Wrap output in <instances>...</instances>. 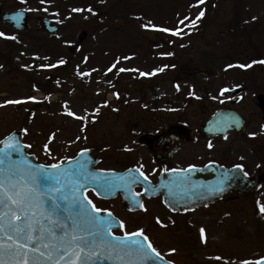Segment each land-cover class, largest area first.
Here are the masks:
<instances>
[{
  "label": "rangeland",
  "instance_id": "1",
  "mask_svg": "<svg viewBox=\"0 0 264 264\" xmlns=\"http://www.w3.org/2000/svg\"><path fill=\"white\" fill-rule=\"evenodd\" d=\"M195 1L45 0L41 4L40 0H27L26 3L0 0L3 11L21 5L29 13V26L22 33L14 32L0 21V31L17 37L15 40L0 37V65L3 66L0 67L1 136L14 128H27L25 141L32 145L31 151L41 162H57L84 146H91L104 157L100 166L114 167L116 161L125 156L119 152L127 136L121 126L125 114L170 111V107H177L171 111L203 112L204 95L218 99V89L221 87L222 90L236 79L237 73L229 72L232 68L225 69L223 65L247 64L253 58L259 60L258 63L264 61V0H213L205 16L192 25L193 18L204 11L203 7L190 5ZM89 6L93 12L87 11ZM44 8L48 11L45 12ZM72 8L85 11L75 14L71 12ZM49 11L58 17L53 19L60 25V33L55 37L40 30L38 18L48 15ZM185 17L189 18L184 20L187 35L182 32L177 36L141 27L150 20L160 27L184 30L179 21ZM82 31L88 33L86 42L78 53H69L68 45L77 42ZM38 41L45 42L51 49H58L57 55L66 59L71 57L70 69L58 72L62 75L58 81H49L48 75L57 71L52 67L41 68L40 65L46 61L41 55L33 56L41 53H32L34 50L30 49V45ZM155 42H159L158 45ZM53 53L51 61L57 58L56 52ZM88 55L89 64L101 69L119 58L118 65H130L124 69L151 73L166 64L168 70L172 67L173 70H165L162 75L154 74L153 78L130 71L120 74L119 81L104 77L99 70L81 80L75 67ZM84 63L81 68L88 69V64ZM186 65H190L186 71L190 75L179 80L182 93L177 94L172 76ZM206 67L211 71H204ZM150 83L155 85L154 90L149 87ZM192 92L194 96L190 95ZM114 93H119V97ZM32 96L37 97V101L26 99ZM6 100L24 102L4 105ZM97 108L98 113L94 111ZM68 109L77 116L87 115V121L67 115ZM256 110L253 104L246 102V112ZM53 133L55 136L49 143L52 155L49 156L43 145L49 142ZM244 218L247 217H241V220ZM218 234L210 233L204 242V259H210L214 245L222 242ZM241 234L244 239L239 241L238 238L240 245L233 246L234 242L230 241L231 246L226 248V253L242 254L254 250L264 253L263 230L242 231Z\"/></svg>",
  "mask_w": 264,
  "mask_h": 264
},
{
  "label": "flooded vegetation",
  "instance_id": "2",
  "mask_svg": "<svg viewBox=\"0 0 264 264\" xmlns=\"http://www.w3.org/2000/svg\"><path fill=\"white\" fill-rule=\"evenodd\" d=\"M257 67L253 65V70L241 74L245 80L238 81V100L230 94L231 88L217 102L204 95V111L200 113L125 114L121 126L127 136L119 151L125 156L106 169H140L143 165L140 171L148 180L139 177L130 192L123 187L113 198L88 191L98 207L110 209L125 221L128 231L143 228L165 260L174 264H242L264 257L260 250L225 252L230 241L233 246L240 245L237 241L244 239L242 231H264V213L260 212V205H264V114L258 107L264 101V70ZM246 102L257 110L246 112ZM217 110L222 111L215 121L220 134L209 135L204 126ZM136 193L141 194L136 199L143 201L147 212L132 199ZM201 228L205 230L203 237ZM112 231L123 235L120 228ZM213 232L220 233L222 242L214 245L210 259H204V242ZM154 264H163V260Z\"/></svg>",
  "mask_w": 264,
  "mask_h": 264
},
{
  "label": "snow or ice",
  "instance_id": "3",
  "mask_svg": "<svg viewBox=\"0 0 264 264\" xmlns=\"http://www.w3.org/2000/svg\"><path fill=\"white\" fill-rule=\"evenodd\" d=\"M22 2L26 3L27 0H22ZM40 2L43 4L45 0H40ZM203 2L204 0H197L198 4ZM31 10L29 9V11ZM43 10L48 11L47 8ZM83 11L85 9H71L73 13ZM87 11L93 12L91 6L87 8ZM204 14V11L201 10L196 18L191 21V24L194 25ZM56 15L58 16L59 13ZM15 19L19 22V16ZM188 19V17L184 18V20ZM184 20L179 21V23L184 24ZM141 27L156 29L177 36L183 32L181 28L160 27L150 20L142 24ZM0 37L17 39L16 36H8L2 31H0ZM128 58L124 57V59ZM65 63V60L60 59L56 64L40 65V67H56ZM118 63L119 58L106 70V73L116 68ZM252 63L255 64L257 61ZM260 63H264V61H260ZM251 66V64L239 65L240 68ZM0 67L3 66L0 65ZM232 67L234 65L227 66V68ZM162 70L154 69L152 73H144L139 72V69H118L119 72L137 71L140 76L154 75L157 71ZM94 71L97 69H91L88 73L78 71L77 74L81 77L90 76L91 72ZM179 87L177 84V90ZM224 91L226 89H222L221 94ZM114 95L119 97V93H114ZM190 95L194 96L195 93L192 92ZM26 99L37 101V97L34 96ZM22 102L24 101L6 100L3 104H21ZM94 111L98 113L99 108ZM85 113H87V109H85ZM66 114L82 121L88 119L87 115L77 116L71 109H68ZM22 132L27 134L28 129L24 128ZM250 135L255 136L256 133H250ZM54 136L55 133L49 137V142L43 145L46 154L49 156L52 155L49 143ZM24 147L15 134L0 139V264H96V261L105 259L117 261L119 264H147L149 261L154 264L155 261L161 259L163 264H174L171 260L163 259L164 254L154 246L143 228L128 231L125 221L118 220L117 223L119 228L123 230V235H116L112 231L113 220H106L104 215H101L104 213L111 218L113 217L112 211L98 207L89 198L86 191L80 193V189L89 181L96 182L105 189L125 187L130 192L132 184L136 183L139 177H143L145 181L148 180V176L140 171L143 165L140 166V169H136L139 176H133V170L129 169L128 174L132 178L126 180L124 177H120L122 183L114 184L110 177L99 174L112 170L100 169L94 174L89 172L86 164L80 161H76L72 169L64 167V158L53 164L34 165L24 157ZM27 147L31 148L32 145L29 144ZM208 147L212 148L213 145L209 143ZM87 151L89 149H82L81 155ZM14 154L20 155L21 159H13ZM67 159L76 160L75 157ZM235 167L242 168L243 166L236 165ZM172 171L186 172L187 170L174 169ZM219 190L222 191L223 189ZM92 191L96 196L102 197V193L96 188H93ZM147 191L148 189H145V192ZM140 195V193H136L132 199L140 209L147 212L148 209L143 201L136 199ZM61 202L66 203L62 205ZM71 205L76 206V213L65 215L66 207ZM175 210L173 208V211ZM260 212L264 213V205H260ZM157 222L160 223L158 217ZM200 232L203 237L205 230L201 228ZM170 252H175V249H170ZM216 259H220V257H216ZM242 264H264V257H260L255 262L243 261Z\"/></svg>",
  "mask_w": 264,
  "mask_h": 264
},
{
  "label": "water",
  "instance_id": "4",
  "mask_svg": "<svg viewBox=\"0 0 264 264\" xmlns=\"http://www.w3.org/2000/svg\"><path fill=\"white\" fill-rule=\"evenodd\" d=\"M17 16H19V22H17V20L15 19ZM27 14L25 11L23 10H18V11H15V12H7L3 15V21L5 23H11L15 28L21 30V29H24L26 26H27ZM43 23H42V27L43 29H46V30H49L53 33H56L57 32V27L56 26H53L52 25V21H49L45 18L42 19ZM85 37V35L83 36V38ZM82 38V39H83ZM78 48V46L76 45H73L70 47L71 50L75 51L76 49ZM12 134H15L16 138L20 141V143L22 144V136H21V132H14ZM24 145V144H22ZM24 157L27 158L29 161H31L32 164L34 165H37V161H36V158L35 156L33 155H29L28 154V148L26 145H24ZM13 159H16V160H19L21 159V156L20 155H17V154H14L13 156ZM84 159H85V156H84V153L80 156H78L76 158V160H69L67 161L65 164H64V167L67 168V169H72L74 168L75 164H76V161H80L82 163H85L84 162ZM96 163V162H94ZM87 170L89 172H92V170L90 169V167H87ZM94 183H87L84 185L83 188L80 189V193H83L85 192L90 186H92ZM99 188L97 189H100V191L104 192V188L103 187H100V185L98 186ZM68 208H66V215H69L70 213L67 211ZM73 211V210H72Z\"/></svg>",
  "mask_w": 264,
  "mask_h": 264
},
{
  "label": "trees",
  "instance_id": "5",
  "mask_svg": "<svg viewBox=\"0 0 264 264\" xmlns=\"http://www.w3.org/2000/svg\"><path fill=\"white\" fill-rule=\"evenodd\" d=\"M211 1H212V0H210V2H211ZM208 3H209V0H208ZM208 3H207V4H208ZM205 5H206V4H205Z\"/></svg>",
  "mask_w": 264,
  "mask_h": 264
}]
</instances>
